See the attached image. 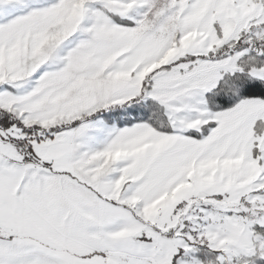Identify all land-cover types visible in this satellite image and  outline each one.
Segmentation results:
<instances>
[{"label":"rangeland","instance_id":"1","mask_svg":"<svg viewBox=\"0 0 264 264\" xmlns=\"http://www.w3.org/2000/svg\"><path fill=\"white\" fill-rule=\"evenodd\" d=\"M240 44L248 46L238 49ZM256 45L264 46V0H0V110L27 127L49 128L125 104L162 100L173 106L170 101H176V107L184 104L195 112L191 122L188 116L175 117L176 126L201 123L188 131L199 132L216 122L203 121L196 101L202 100L203 92L207 101V93L225 75L240 71L238 60ZM250 74L263 78L264 70L252 68ZM190 83L199 86L195 97ZM183 88L189 91L186 97L180 93ZM107 123L99 116L49 135L25 133L16 126L0 128V264L264 260V236L254 230V223L227 212L234 206L244 211L248 199L255 209L251 215L264 225V160L258 147L253 156L261 183L239 190L231 202L213 198L223 189L193 180L150 222L153 227L102 228V235L96 227L97 213L83 222L79 211H61L58 194L63 197L64 190H72L79 201L80 182L72 173H79L76 162ZM257 126L260 132V120ZM20 142L41 160L31 164L32 154L21 161H14L18 155L10 159V144ZM66 152H74V172L66 165ZM134 174L141 183L139 171ZM208 204L218 209L206 210ZM26 214L40 220L59 245L65 240L96 244L103 236L106 248L88 254L75 247L73 253L65 251L48 236L40 238L30 220L26 225ZM201 251L214 252L215 261L202 262Z\"/></svg>","mask_w":264,"mask_h":264},{"label":"crops","instance_id":"2","mask_svg":"<svg viewBox=\"0 0 264 264\" xmlns=\"http://www.w3.org/2000/svg\"><path fill=\"white\" fill-rule=\"evenodd\" d=\"M190 88L195 97L199 86L190 83ZM180 93L186 97L189 91L184 89ZM205 94L203 92L202 100L196 101L195 109L199 112L203 110V121L212 120L216 125L202 138L185 134L189 130H196L201 123L188 128H179L175 124V117L178 116H188L191 122L195 115L194 109L184 104H178L183 107H176V101H170L173 103L171 106L169 102L159 100L174 131L161 132L146 122L124 126L109 122L102 134L91 139V146L86 153L81 154L80 163L76 162V165L79 164V173L73 170L74 152H66V165L72 167V175L79 180L81 194L79 201L72 190H64L63 197L58 194L63 201L60 210L79 211L83 222L88 220L90 213H97L96 227L99 229L98 235H102V228L152 226L150 222L174 204L182 188L190 186L193 180L213 184L221 190L232 186L241 190L261 183L253 155L255 147H258L264 160V100L246 98L230 109L213 111L204 101ZM189 106L193 104L190 102ZM259 120L260 132L257 131ZM188 121L185 120L186 123ZM87 143L82 141L84 145ZM138 171L141 183L136 181L134 174ZM51 196L56 199L57 194L52 193ZM44 217L47 219L46 215ZM26 219L55 242L40 220H34L26 214V225ZM116 236L119 234L116 233ZM56 244L71 253L74 247L81 248L80 252L84 254L106 248L103 236L96 244L83 241L81 245H76L68 240L63 241L62 245Z\"/></svg>","mask_w":264,"mask_h":264},{"label":"trees","instance_id":"3","mask_svg":"<svg viewBox=\"0 0 264 264\" xmlns=\"http://www.w3.org/2000/svg\"><path fill=\"white\" fill-rule=\"evenodd\" d=\"M243 38V37H242ZM241 42V41H240ZM246 45H238V49L246 48ZM238 65L241 68L240 71L235 72L233 74L225 75L218 85L209 93H207V101L210 109L213 110H223L230 107L235 106L239 101L246 98H261L264 99V77L256 78L250 74L252 68H262L264 70V46H254L249 49V52L245 54L238 60ZM99 116H104V118L108 122H116L118 126L129 125L134 122L145 121L153 125L156 129L165 132H172L173 128L163 111V108L154 101H147L146 103L138 102L133 104H125L123 106L114 107L111 110L106 111H96L92 113L88 117H83V119H78L71 123L59 124L57 126L43 128L40 126H31L27 127L19 122L17 119L11 115V113L6 112L4 110H0V128L8 130L12 126H16L20 128L25 133H43L45 135H49L52 133L60 132L62 130L69 129L84 120H90L98 118ZM215 126L214 122H211L207 126H205L201 131H190L187 132L189 135L194 137H202L206 135L210 128ZM21 143V142H20ZM10 147L13 148L12 151L8 148V152L6 155L10 159H14L16 155L20 157V159H14V161L23 160L27 154H32L34 157L33 160H30V163L39 162L41 157L35 154L32 147H28L26 145L19 144H10ZM24 156V157H23ZM18 157V158H19ZM26 159V158H25ZM29 163V161L27 162ZM238 187H231L228 189H224L218 194H215L213 198L215 200L231 202L234 196L239 195ZM245 194L243 193L241 196V200L243 201ZM247 202L245 205L244 211H235L234 209L227 211L229 214L237 213L240 217L244 218L246 222L254 223V230L257 233H260L264 236V225L259 223V221L251 215V213L255 210L251 207L248 199L244 200ZM180 204V203H179ZM224 204V203H223ZM230 205H232L230 203ZM234 205V204H233ZM179 206V205H178ZM196 206V204H195ZM203 206V205H202ZM206 210L216 211L218 209L215 204L204 205ZM221 212H225L220 209ZM177 213V211H176ZM176 213L171 214V216ZM166 219V217L164 218ZM178 219V218H177ZM257 220L256 222H254ZM181 219L177 220V223H180ZM37 235L43 239H46V236L41 233L38 229H36ZM200 260L202 262L208 263L209 261H215L214 252L212 251H201L198 253ZM258 264H264V260L256 259Z\"/></svg>","mask_w":264,"mask_h":264}]
</instances>
